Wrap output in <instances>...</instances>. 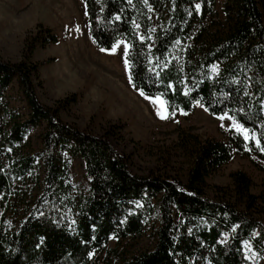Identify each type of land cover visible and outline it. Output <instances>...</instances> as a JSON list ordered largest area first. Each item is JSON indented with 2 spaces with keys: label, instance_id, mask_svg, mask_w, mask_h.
Returning a JSON list of instances; mask_svg holds the SVG:
<instances>
[{
  "label": "trees",
  "instance_id": "16d2710c",
  "mask_svg": "<svg viewBox=\"0 0 264 264\" xmlns=\"http://www.w3.org/2000/svg\"><path fill=\"white\" fill-rule=\"evenodd\" d=\"M218 1L84 0L98 47L129 43L137 89L162 96L171 115L201 104L256 135L182 137L186 179L134 171L111 140L123 124L98 135L65 121L77 93L41 101L33 54L58 41L51 28L27 33L19 61L0 56V264H93L112 236L148 225L152 247L121 264H248L246 247L264 257V193L243 171L232 186L208 182L235 153L264 156V0H223L221 11ZM75 158L85 191L72 181Z\"/></svg>",
  "mask_w": 264,
  "mask_h": 264
},
{
  "label": "rangeland",
  "instance_id": "374dc122",
  "mask_svg": "<svg viewBox=\"0 0 264 264\" xmlns=\"http://www.w3.org/2000/svg\"><path fill=\"white\" fill-rule=\"evenodd\" d=\"M222 3L218 1L220 11ZM40 23L58 36L56 43L39 45L33 54V59L42 63L44 84L38 89L41 101L53 106L56 100L77 93V102L62 112L65 121L98 135L123 124L120 135L111 140L119 152L130 158L138 174L186 179L189 159L181 146L182 137L227 142L228 133L234 131L247 141L256 139L231 115L211 114L201 104L191 112L180 109L171 115L162 96H148L137 89L130 75L129 43L121 39L112 49L98 47L90 32L84 0H0V56L19 61L27 33ZM71 164L72 181L78 191H85L84 161L75 158ZM236 171L249 175L253 192L264 193V156L256 152L235 153L208 177V182L211 187L232 186ZM213 192L210 189L211 195ZM153 241L151 225L138 236H112L106 249L93 255V264H121L123 257L152 247ZM246 253L248 264H264V257L250 247H246Z\"/></svg>",
  "mask_w": 264,
  "mask_h": 264
},
{
  "label": "snow or ice",
  "instance_id": "6c2138e0",
  "mask_svg": "<svg viewBox=\"0 0 264 264\" xmlns=\"http://www.w3.org/2000/svg\"><path fill=\"white\" fill-rule=\"evenodd\" d=\"M161 118H162V119H166L167 117H165V116L161 115Z\"/></svg>",
  "mask_w": 264,
  "mask_h": 264
}]
</instances>
